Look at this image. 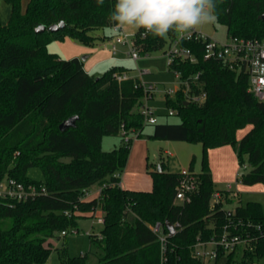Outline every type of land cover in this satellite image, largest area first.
I'll return each mask as SVG.
<instances>
[{"label": "trees", "instance_id": "16d2710c", "mask_svg": "<svg viewBox=\"0 0 264 264\" xmlns=\"http://www.w3.org/2000/svg\"><path fill=\"white\" fill-rule=\"evenodd\" d=\"M10 5L6 23L0 19V181L15 178L25 184L45 185L47 193L27 201L0 197V264H47L51 254L48 239L77 227L80 216L104 215L101 238L90 235L89 250L71 256L59 250L60 264H214L195 255L198 238L220 235L225 226L242 237L250 236L238 251L230 252L226 264H255L264 257V209L260 202L248 201L234 210L224 208L233 198L211 203L217 190L209 165L210 148L231 145L240 165L242 183H264V102L249 91V77L220 60L203 58V42L185 41L197 61L177 60L173 68L186 78L199 71L204 102L187 100L184 86L166 103L177 111L180 122L145 123L140 107L145 91L138 77L118 81L114 74L129 69L114 65L99 78L90 75L78 58L62 59L48 49L54 39L71 37L85 45H95L112 35L94 32L110 27L109 16L116 0H5ZM217 22L228 35L264 40V0H215ZM65 25L55 31L53 24ZM43 26L42 30H37ZM143 30H141L142 32ZM168 39L136 33L141 53L164 49ZM172 71V68L169 67ZM78 115L75 126L65 130L60 124ZM154 125L150 138L201 142L203 160L197 172L199 187L186 203L175 202L179 172L148 170L151 190L120 185L133 138L125 141L122 130L143 135L145 125ZM251 128L238 139V132ZM104 135L120 136L121 143L104 150ZM137 137V138H138ZM246 157V159H245ZM42 171L43 179L28 176L30 168ZM194 170L193 161L190 166ZM101 189L98 197L83 199L85 191ZM223 191V190H222ZM66 211L71 216L66 215ZM166 222L177 229L168 236L165 258L151 224ZM67 236V235H65ZM64 236V237H65ZM218 257L214 261L218 260Z\"/></svg>", "mask_w": 264, "mask_h": 264}, {"label": "rangeland", "instance_id": "374dc122", "mask_svg": "<svg viewBox=\"0 0 264 264\" xmlns=\"http://www.w3.org/2000/svg\"><path fill=\"white\" fill-rule=\"evenodd\" d=\"M28 0H23L24 6ZM10 5L5 0H0V19L6 23L10 16ZM205 35L224 41L228 38V31L224 24L215 22L207 25L201 30ZM97 35L114 33L110 27L97 30ZM135 38V35H130ZM112 38L104 42H98L95 45H85L77 40L66 37L65 39H54L49 45L50 52L57 54L62 59L78 57L80 59L90 56L84 62L85 67L89 70L90 75L99 77L114 65H122L127 68H133L140 74L141 70L146 71L141 76L147 87L153 86L152 96L147 100V104L152 108L158 122H180L177 114H170L171 108L166 103L168 90H177L179 83L174 73L169 70L168 56L164 49L156 50L149 54L141 56L137 60L128 58L129 47L121 46L117 59L111 58L109 50ZM169 42V40H168ZM173 97V93L170 94ZM251 128H246L238 132V139ZM154 125L147 124L144 127L143 135L133 140L129 159L126 168L121 174V182L124 188L134 189H151L153 179L148 170H162L163 163L166 171L180 172L184 168H190L193 161L194 170L201 171L203 160V145L201 142L185 140H167L159 138H150L153 133ZM121 143L120 136L104 135L101 139V146L104 150H112ZM170 152L171 154H169ZM209 165L213 173L215 188L218 190L231 189L239 191L241 196L233 197L231 203H224V208L234 210L239 204H246L248 201L260 202L264 209V183H255L247 185L241 182L240 176L248 171L249 164L245 157L243 165L239 164L236 152L231 145H224L210 148L208 151ZM160 170V171H161ZM28 176L35 180H42V171L33 167L28 170ZM96 192V193H95ZM94 193L97 194V191ZM102 212L100 209L94 217L89 215L80 216L77 219V227L68 231L67 236L53 237L48 239L47 244L51 243L52 251L47 260V264H60L59 250L66 247L71 256L85 254L89 250L90 235L99 234L103 225L98 223V216ZM91 233V234H90ZM241 246L235 255V259L242 256ZM227 257L223 256L218 260H212L214 264H226ZM89 264H96L92 255L88 256ZM255 264H264V257L257 260Z\"/></svg>", "mask_w": 264, "mask_h": 264}, {"label": "built area", "instance_id": "2783aa9c", "mask_svg": "<svg viewBox=\"0 0 264 264\" xmlns=\"http://www.w3.org/2000/svg\"><path fill=\"white\" fill-rule=\"evenodd\" d=\"M185 41L203 42V58L205 60H220L226 63L231 69L245 72L249 77V91H251L258 98V100L264 102V40L228 35L226 40L221 41L207 36L201 31H194L188 38L178 39L177 36H175L172 40H169L167 43L168 46L165 48V52L168 56L169 67L172 68L171 72L174 73L178 80V89L184 86L183 89L187 95L188 101L202 103L207 97L205 90L202 89L199 92H196L191 87L192 84L200 87L202 86V72L199 71L193 75L183 78L182 71L180 69L173 68V65L177 60L188 61L190 63L197 61L196 54L191 47L184 44ZM121 46L129 47L128 57L130 59L137 60L141 56L146 55L141 53L139 47L137 46L136 37L131 38L130 35L127 37H118L114 34L109 47L112 58H118ZM144 73H146V71L141 70L138 76H133L124 71L122 73H115L114 76L120 82L134 77H138L140 79V83H136V87L143 86L145 91L144 103L140 107V112L144 116L145 123H156L158 119L154 115L152 108L147 104V100L152 96V90L154 87H147L145 82L141 80V76ZM177 90L170 89L167 94H175ZM170 114H177V111L175 109H171ZM122 133L125 141H128L131 138L136 139L138 137L137 131L128 133L125 129H123ZM168 153L171 154L170 152ZM179 173L180 176L176 186L175 202L186 203L191 201L192 195L197 191L200 182L198 174L195 170L184 168ZM95 191H97V194H95ZM100 191L101 189L87 190L82 198L89 199L95 195L98 197ZM45 193H47V189L45 185L42 184H25L11 177H6L0 181V197L2 198L27 201ZM226 195L229 198L239 197L240 192L232 190L231 186H229L228 189H217L211 197V203L214 204L220 202L221 200L225 201ZM65 213L66 215L71 216L69 211H66ZM98 223H101L102 225L104 224L103 213L98 216ZM150 226L158 236V240L161 245L162 257L165 258L169 233L164 232V225L162 222L158 221ZM256 228L261 230L264 234L261 224H257ZM61 235H68V231L63 230ZM92 235H97L100 238L102 237L101 232L99 234ZM250 240V236L242 237L240 234L233 233L227 226H225L220 235L213 236L210 239L198 238L194 245L195 255L204 261H212L223 256L227 257L230 252L238 251L241 246L243 247L249 243Z\"/></svg>", "mask_w": 264, "mask_h": 264}, {"label": "clouds", "instance_id": "9594fccd", "mask_svg": "<svg viewBox=\"0 0 264 264\" xmlns=\"http://www.w3.org/2000/svg\"><path fill=\"white\" fill-rule=\"evenodd\" d=\"M216 7L215 0H116L109 16L110 30L118 37L140 32L144 37L168 39L174 33L184 39L214 24Z\"/></svg>", "mask_w": 264, "mask_h": 264}, {"label": "water", "instance_id": "95a60500", "mask_svg": "<svg viewBox=\"0 0 264 264\" xmlns=\"http://www.w3.org/2000/svg\"><path fill=\"white\" fill-rule=\"evenodd\" d=\"M259 18L264 20V13L262 15H260ZM64 25H65L64 22H60L59 24L51 25L49 28H50L51 31H55V30L59 29L60 27H63ZM42 29H43V26H40V27L37 28V30H42ZM86 59H87V56L82 58L81 60L84 61ZM97 78H99V77H97ZM77 118H78V115H73V116L69 117L68 119H65L60 124V129L63 131L65 129L69 128L70 126H75ZM160 170H161V168L159 167V171ZM166 226H167V228L169 230V236H173L176 233V231H177V229L174 226V224L169 222V221H167L166 222Z\"/></svg>", "mask_w": 264, "mask_h": 264}, {"label": "crops", "instance_id": "0c3cea01", "mask_svg": "<svg viewBox=\"0 0 264 264\" xmlns=\"http://www.w3.org/2000/svg\"><path fill=\"white\" fill-rule=\"evenodd\" d=\"M10 11H11V9H10ZM108 35H111V34H108ZM112 38V36H110V38H107L106 40H103L102 42H104V41H107V40H110ZM90 56L88 55L87 56V59L89 58ZM112 58V57H111ZM129 58V57H128ZM112 59H117V58H112ZM86 60H84L83 62H85ZM85 63H84V68H85V70L89 73V70H87V68L85 67ZM122 66V65H121ZM127 68V67H126ZM129 69V73L131 74V75H133V76H138L139 74L137 73V71H135V70H133V68H128ZM90 74V73H89ZM213 174V173H212ZM120 185L122 186V187H124L123 186V183L120 181ZM131 189H134V188H131ZM152 189V188H151ZM151 189H146V188H141L140 190H151ZM240 196H241V194L239 195V198H240ZM93 197H96V195L95 196H93ZM95 263H96V261H95Z\"/></svg>", "mask_w": 264, "mask_h": 264}]
</instances>
